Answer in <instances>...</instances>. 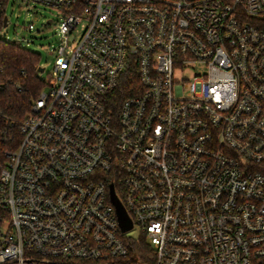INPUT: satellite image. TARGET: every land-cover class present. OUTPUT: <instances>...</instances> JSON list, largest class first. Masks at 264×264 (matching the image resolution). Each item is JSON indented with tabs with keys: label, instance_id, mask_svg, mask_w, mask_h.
<instances>
[{
	"label": "built area",
	"instance_id": "2783aa9c",
	"mask_svg": "<svg viewBox=\"0 0 264 264\" xmlns=\"http://www.w3.org/2000/svg\"><path fill=\"white\" fill-rule=\"evenodd\" d=\"M28 1L61 41L0 164V264H264V0Z\"/></svg>",
	"mask_w": 264,
	"mask_h": 264
},
{
	"label": "trees",
	"instance_id": "16d2710c",
	"mask_svg": "<svg viewBox=\"0 0 264 264\" xmlns=\"http://www.w3.org/2000/svg\"><path fill=\"white\" fill-rule=\"evenodd\" d=\"M41 55L21 45L0 39V164L5 154L14 150L20 140V127L31 112L33 102L45 88L38 71ZM135 78L125 75L115 93L120 102L129 93ZM135 249H147L144 235L133 242ZM139 260H147L139 257Z\"/></svg>",
	"mask_w": 264,
	"mask_h": 264
},
{
	"label": "rangeland",
	"instance_id": "374dc122",
	"mask_svg": "<svg viewBox=\"0 0 264 264\" xmlns=\"http://www.w3.org/2000/svg\"><path fill=\"white\" fill-rule=\"evenodd\" d=\"M8 26L3 33L10 40L24 39L26 48L41 55L40 66L45 69L41 77L45 81L53 70V55L51 49L61 41L58 26L63 18L60 11L33 4L28 0H10L6 9ZM81 36V26L70 35V41ZM176 76H181L176 73ZM140 234L137 227L125 234L127 237L136 238Z\"/></svg>",
	"mask_w": 264,
	"mask_h": 264
},
{
	"label": "water",
	"instance_id": "95a60500",
	"mask_svg": "<svg viewBox=\"0 0 264 264\" xmlns=\"http://www.w3.org/2000/svg\"><path fill=\"white\" fill-rule=\"evenodd\" d=\"M4 24L6 25V18L4 19ZM38 71L41 73V72H44V69L40 67ZM110 198H111L112 204L115 207L117 217H118V222H119L122 232L130 231L133 228V223L131 219L129 218L126 209L124 208L119 198L117 197L114 191L113 185H110Z\"/></svg>",
	"mask_w": 264,
	"mask_h": 264
}]
</instances>
